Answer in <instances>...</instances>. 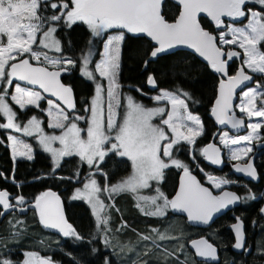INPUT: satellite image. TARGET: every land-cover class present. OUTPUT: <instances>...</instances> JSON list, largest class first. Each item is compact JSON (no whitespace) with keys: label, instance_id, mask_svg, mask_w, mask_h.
<instances>
[{"label":"snow or ice","instance_id":"1","mask_svg":"<svg viewBox=\"0 0 264 264\" xmlns=\"http://www.w3.org/2000/svg\"><path fill=\"white\" fill-rule=\"evenodd\" d=\"M246 2L247 0H179V4L182 6L179 16L174 22L169 23L162 14L163 0H57L56 3L48 4V7L57 10V14L49 17L40 15L42 0H27V2L25 0H19V2L17 0H0V79L6 78L11 83L12 78L15 77L20 81H26L28 84H38L44 92H51L69 108H74V104L71 102L72 89L59 82L57 79L60 75L59 71H49L46 67L33 66L30 59L40 61L43 55L44 62L61 67L65 64L73 65L75 61L67 57L63 60L53 59L46 53L33 51V45L37 41V33L42 29L45 21L64 20L68 25L75 21H83L88 25L93 36H100L105 29L119 27L127 29L130 33H145L152 41L157 42L159 46L151 51L149 54L151 58H156L173 45L181 44L189 45L205 57L210 62L212 69L227 76V81H220L218 97L212 110L213 115L216 116L220 124L227 123L232 128H238L244 121L228 114L232 94L237 86L249 81L251 77L245 74L243 66L237 70L235 75L228 76L226 61L221 59L224 53L221 48L217 47L216 37L201 28L197 14L206 13L218 27L222 24V15L233 18L248 16L249 23L245 27L234 28L229 26L232 39H225L224 33H221L219 41L222 44L238 43L240 48L244 50L243 64L252 72L264 74V52L258 48V45L264 42V12L249 10L246 13L243 8ZM257 2L264 6V0H257ZM44 3H47V0H44ZM55 31V27H49L43 33V38L39 41L43 48H54L56 51H60L59 41L55 40L52 35ZM122 39L123 37L119 35L110 37L104 45V59L96 65V71L99 72V75L109 81L106 120L102 109L98 115L97 105L100 103L99 95L102 90V85L98 84L96 88L97 98L93 99L90 109L92 116L88 121L89 126L86 130L87 139L82 138V130L77 127L76 123H70V126L64 123L52 124L50 127L66 129V131L61 136L41 137V143L44 144L45 150L53 153L54 163L57 155L63 157L75 154L88 165L96 166L105 159L109 152L117 153L131 160L132 175L118 184L101 189L95 179H89L88 183L84 184L83 190H76L77 197L86 199L92 205L97 227H104V230L107 231L106 225L108 224V218L102 217L99 211L105 208V204L99 199V193L101 191L110 193L130 191L135 193L141 188L149 187V181L162 179L163 170L169 167V164L161 159V155L168 157L171 165L182 168L183 176L179 190L172 199H168L159 190H157L155 197L141 198L146 201L150 199L152 206H154V210L145 212V215L164 216L167 210L171 208L186 213L189 221L208 224L214 213H218L242 199H253L250 189L246 197H240L230 192H224L221 196H213L209 188L203 187L190 173L187 166L179 160L172 159V152L181 141L192 144L196 137L202 134L199 117L189 113L185 100L180 98L181 94L187 98L188 93L178 94L164 91L161 95L153 98L156 101L168 100L172 104V112L168 115L167 120H163V124L167 125L176 136L175 139H171L170 143L162 144V141L168 140L169 137L165 135L163 127L154 126L151 123L153 116H158L165 111L163 108H145L129 96L126 97L127 105L123 120L117 119V112L114 111V108L121 107L116 77L120 67L119 44ZM25 54H29V58H25ZM236 55L237 53L232 51L227 53L229 59ZM17 57H19V62H16ZM83 63L84 74L94 79L93 73L87 71V56L84 57ZM147 63L148 61H145V66ZM6 65L9 67L6 68ZM147 83L155 87L156 81L153 75L148 76ZM16 93L18 95L13 96L12 99L21 108L36 104L43 99L40 93L28 91L20 85L16 86ZM258 98H260L259 107H257ZM4 101L5 96L0 94V112L8 117V123L0 125V127L15 128L20 131V126L13 122L15 114ZM49 105H52V101H49ZM239 109L249 118L264 117V92L260 91L259 87H253L243 92ZM63 119L68 121L69 116L64 115ZM73 119H84V117H74ZM174 120L181 122L179 126H185V121H191L193 127H188L189 135L179 132L178 125L173 123ZM30 124L38 127L35 117L30 121ZM248 127L251 129L248 136L240 137L239 140H230L228 134L225 133L221 137V143L228 146L229 144H240L242 141L249 142L259 139L258 130L262 124H249ZM24 131H28L27 126ZM113 132L115 136L111 135ZM9 139L13 141L14 158L27 156V159H32L30 148L27 149V152H18L15 138L9 137ZM51 140H58L63 146L62 149L59 151L52 149L49 146ZM109 144L111 147L107 148ZM25 147L27 148V146ZM230 151L231 159L239 160L241 154L248 156L252 148L231 149ZM203 153L211 163L217 165L221 163L220 149L215 145H208ZM236 170L253 179L258 178V173L251 161L243 166L237 165ZM0 178L7 179L3 173H0ZM206 179L215 188H221L222 184L230 182L211 175H207ZM11 199L12 197L7 190H0V206L4 210L15 207L14 204L10 203ZM15 200L21 205L25 203L23 195L16 196ZM158 201H162V203H158ZM34 207L38 210L40 222L44 227L56 229L64 237L82 239L65 219L59 204V197L55 193L44 192L36 196ZM137 207H140L139 203ZM141 211H143L142 208ZM261 212L264 213V208L261 209ZM3 214L4 212H0V215ZM235 220L236 223L231 225L236 240L233 246L241 249L245 243L244 224L240 217H235ZM19 223L21 222L17 221V224ZM160 238L164 239L165 237L161 236ZM141 239L147 240L149 237L142 236ZM108 243L105 240V244ZM192 244L196 249L197 256L216 258L217 250L207 240L192 241ZM25 257L21 262L0 256V264H54L50 258H37L36 253H25ZM104 264H110V260L106 258Z\"/></svg>","mask_w":264,"mask_h":264},{"label":"trees","instance_id":"2","mask_svg":"<svg viewBox=\"0 0 264 264\" xmlns=\"http://www.w3.org/2000/svg\"><path fill=\"white\" fill-rule=\"evenodd\" d=\"M56 2L57 0H47V3H44V0H42L40 15L49 17L57 14V10L48 7V4ZM177 12V5L168 0L163 2L162 14L168 22L175 18ZM199 24L201 28L213 33V28L206 18H199ZM50 26L55 27V34L60 40L59 53L49 52L42 46H37L40 31ZM40 31L37 33V41L33 46L35 49L40 53H46L48 56L54 55L56 58L61 57L62 59L65 57L71 58L75 61V64L81 65L82 58L91 44L90 33L83 21H75L71 25H68L64 20L57 22L45 21ZM122 33L120 67L116 77L120 89L130 91L144 105H152L153 102L143 93L149 95L158 91H169L178 94L188 93L187 98L182 94L180 98L185 100L187 111L199 117L202 134L195 139L193 144L188 145L187 142H180L174 148L172 154L180 161H184L185 158L188 159L189 155L201 160L200 148L215 131L208 113L215 97L217 75L212 72L209 66L196 59L186 50H176L168 54L159 55L154 61H149L144 66L143 62L152 45L140 33H130L127 30ZM105 34L106 32L96 42L95 53L91 63L100 57L101 43ZM25 57L29 58V54H25ZM228 72H232L231 67H228ZM150 74L154 76L156 85L149 88L147 87V78ZM2 91V88H0V92ZM1 122L2 116L0 113V124ZM115 156L111 154L109 156L110 159L108 158L107 161L99 166L87 169H79L77 166L78 159L70 157L65 159L59 168L53 170L49 156L38 149L34 152V158L31 160L24 157L14 160L7 145L5 132L0 127V173H3V176L7 177V179L24 182L22 185H16L9 183L4 178H0V189L7 190L12 195H23L25 203L33 202L36 196H39L48 188L63 189L60 194L64 200L68 222L82 237V239L63 237L60 243L54 242L52 245L58 246L60 250H54L51 253L52 259L60 260L63 264H104L106 255L111 257L110 254L113 248L111 245L105 244V240L100 239L101 229L96 228L93 224L87 205L78 200H65V195L79 185L78 182L59 178L55 175L75 178L79 174L81 176L87 174L86 177L92 174L98 178L102 186L104 176L101 173L107 174L106 182L110 183L111 179H119L129 171L127 161ZM200 165L205 171L220 178L233 179V176L226 169L217 171L209 168L204 164L203 160H201ZM96 169L100 170L101 173L91 172ZM177 172L173 168L163 170L161 185L163 189L170 188L169 190L166 189L169 194H171L170 192L175 186ZM193 172L200 179V175L196 171ZM34 178L37 179L33 180ZM244 183V188L233 187L241 197H246L249 189L252 195L257 193L258 189L255 188V184ZM130 197V194L127 193H122L116 197V204L119 206L125 224L128 227H121L120 219L115 217L117 228L113 229L112 234H116L121 240L127 237L121 232L126 234L128 232L130 234L128 236H133L132 231L135 230L147 235L153 228L157 230L163 226L165 227V219L140 214L136 209L137 207L132 205ZM119 199H124V201L119 203ZM253 205L254 203L251 199H242L231 214L225 213L218 217L208 228L198 230L201 232L200 236L205 237L215 246L218 255L216 264H264V217L259 216L255 210H252ZM234 215L243 220L246 239L244 248L238 253L231 250L233 238L228 228L233 221ZM171 218L177 219L182 228L187 229L188 227L192 229V227L190 228L185 224L182 217L171 216ZM17 221L21 223L17 224ZM184 233L187 234L186 231ZM57 236V234L53 235V233L41 226L33 210H30L25 215H19L16 212L9 213L4 217L0 215V256H4L6 253L13 261H21L24 251L36 249L37 240H49L51 242L52 239H48V237L60 238ZM182 239L169 240L165 244L168 254L153 250L146 256L145 259L147 260H145V263L209 264L194 260L192 254L186 248L185 240ZM113 254L116 253L113 252ZM41 255L43 256V253ZM70 255L76 259V263L71 261ZM140 256V259L144 257L142 254Z\"/></svg>","mask_w":264,"mask_h":264},{"label":"rangeland","instance_id":"3","mask_svg":"<svg viewBox=\"0 0 264 264\" xmlns=\"http://www.w3.org/2000/svg\"><path fill=\"white\" fill-rule=\"evenodd\" d=\"M17 2H19V0H17ZM25 2H27V0H25ZM248 23H249V17L246 16V18L242 22L229 23L228 20H225V21L223 20L224 28L222 27L221 29H218V30L213 28V35L216 37L218 46H220L221 48H224V47L233 48L236 52H239L240 53V62L242 64L243 68H245L247 71L251 72L254 76H257L256 78H254V81L251 82V84L248 87L243 89L238 94V98H237V101H236L235 107H234V109H235L237 114H239V115H241V116L246 118V130L243 133L237 134V135H232V134L228 133L226 130H221L217 134L216 141L223 148L224 153H225L224 155H225L227 160H232L231 159V151H230L231 149H243V148H246V147H250L249 146L250 145L249 144L250 141L249 142L242 141L240 144H235V145L229 144L228 146H225L223 143H221V137H223L225 133L228 134V139H230V140L231 139L239 140L240 137L249 135V133L251 131V129H249V127H248L249 124L261 123L262 125H264V117H251V118H249L245 114L241 113L240 109H239V105L241 104L242 99H243V92L248 91L249 89H251L253 87H259V90L264 92V87H260V86H264V74H261L259 72H252L251 69L247 68V66L243 64V61L245 59L244 50L242 48H240L238 43L237 44H222L219 41V36H220L221 33H224L225 39H232L233 38L232 34L229 31V26L234 27V28H242V27H245ZM86 26H87V29H88V31L90 33L91 44L89 45V47L87 49V52L84 54V56L82 58V63L80 65V69H81L80 74L83 75V77L87 78V81L91 83V92L88 95L87 104H84L85 106L83 107V113L87 112V114H79V113L78 114H72L71 115L72 117L69 118L68 121H65L63 119V117L66 114H65V112L63 110L60 109L58 104H56L54 101H52V105L50 106L49 105V101L50 100H47V98L44 99V97L42 96V94L38 90H34L32 88L20 85L21 87L26 88L28 91L40 93L41 96L43 97V99L45 100L44 102L48 103L47 106L42 109L39 106V101H41L42 100L41 99L36 104L26 105L24 108H21L20 105L17 104L12 99L13 96L18 95L16 93V86L19 85V84L15 83L13 78H12L11 83H9L8 80L5 78V79H0V84L2 82H4V81L5 82L7 81L8 85H9V91L8 92H3L2 91V92H0V94H3L5 96V101L4 102L6 104H8V106L11 108L12 112L15 115L19 114V113H18V110H16V108L14 106H17L18 108H20L21 112H24L23 110H25V109L29 108V106H31L33 108L41 109V112L43 114H45L47 117L45 119L43 116H40V115L35 114V113L33 114L32 113L33 111L24 112V113L16 116L17 120H15V115H14V118H13V122L16 125L20 126V131H17V130L16 131H12L9 128H4V127H1V128L4 130L5 135L7 137V145L9 147L10 151H11V156H12L13 159H18V158H22V157L27 158V156H16L15 158L13 157V141L10 140L9 137H13L17 141L16 150L18 152H27V149L30 148L31 149L30 155L32 156V159L34 158V152L37 149L41 150L44 153H46L49 156V158H50V161H51V164H52L51 166H52L53 170L59 168L61 166V164L63 163V161L65 159H67V158H70V157H76L78 159V165L77 166H78L79 169H81V168H86L87 169V168H92V167L99 166L101 163L107 161L108 158L110 159L109 156L111 154H114V156L116 155L115 157H117V158H123V159H125L127 161L128 165H129V171L127 172V174H125L121 178L115 179V180L111 179L110 183H107L106 182L107 174L106 173H101L100 170L96 169V170L91 171V172L101 173L104 176L103 177L104 178V183H103L102 186L100 185L101 183L99 182L98 178L91 174L90 176L85 177L81 182H79L78 183L79 185H77L76 187L73 188V190L71 191L70 195L66 196V197L70 196L66 200H69V201L78 200V201L84 202L87 205V208L89 210L90 216H91L92 221H93V224L95 225L96 228H98L97 227L96 216L93 213L92 205L86 199L77 197L76 190L77 189L83 190L84 184L88 183L89 179H95L96 182H97V185L101 189H104L106 186L110 187L111 185L118 184L122 180H124V179H126V178H128L129 176L132 175L133 167H132L131 160L128 157H122V156H120L117 153L109 152L106 155L105 159L102 162H99L96 166L88 165L86 162L82 161L78 155H75V154L69 155V156H63V157H60L59 155H57L55 157L56 162L54 163L53 153L50 152V151L45 150L44 144L41 143V137H52V136H61V135H63V132L66 131V129L62 130L60 128L50 127V125L56 124V123H64V124L69 125V126H70V123H76L77 127L79 129H81L82 132H83V133L81 132L82 138L83 139H87L86 130H87L88 126H89L88 121L91 119V116H92V113H91L90 109H91V106H92L93 99L97 98L96 88H97L98 84L102 85V90H101L100 95H99L100 103H98V105H97L98 115L100 114V111L102 109L104 117H105V120L107 118V114H108L107 89H108L109 81L106 78H103V77H101L99 75V72L96 71V65L98 63H100L104 59V53H105L104 45H105L106 41L110 37H115V36H118V35L122 36V34H123L122 32L127 30V29H123V28H119V27H113V28H110V29H105L101 33L100 36H93L92 32H91V30H90V28L88 27L87 24H86ZM50 27H54V26H50ZM48 28L49 27H47L46 29H43L42 31H40L39 41H40V39L43 38V33L45 31H47ZM104 32H106V34H105V36H104V38L102 40V43H101L100 57L98 59L92 61V63H91V60H92L93 55L95 53L96 42H97L98 38L101 37ZM52 35L55 38V40L59 41V46H60V40L56 36L55 32ZM39 41H38L37 46L40 45ZM6 42H7V40H6V37H5V43ZM119 47H120V44H119ZM258 48L262 52H264V50L260 47V45H258ZM45 50H47L49 52H53V53H59V51H56L54 48L53 49L45 48ZM33 51L39 52L34 47H33ZM85 56L88 57L87 71L93 73V76L95 77L94 79L89 78L87 75L84 74V63H83V60H84ZM49 57H51L53 59H61V60H63L61 57L60 58L59 57L56 58L54 55H51ZM25 58H27V57H25ZM17 59H19V57H17ZM34 61L38 62V64H42V65H45V66H50V67L59 66V65L53 66L52 64H48V63L44 62L43 61V55L41 56V60L40 61H37V60H34ZM90 63H91V65H90ZM8 67H9V65H6V68H8ZM10 90H11V92H10ZM163 92L164 91H158V92H156L154 94H150V95L143 93V95L148 96L149 100L151 102H153L152 105H149V104L148 105H144L141 102H139L131 94L130 91H123V90L120 89V86H119L121 107L114 108V111L117 112V119L120 120V121L123 120V117H124V114H125V111H126V105H127L126 97H129V96H131L137 103L142 104L145 108H163L165 111L163 113H161L160 115H158V116H153L152 119H151V123L154 126L163 127V129L165 130V135L167 137H169L168 140L162 141V144L170 143L171 139H175L176 136H175V134L171 131V129L167 125L163 124V120H167L168 119V115L172 112V104L168 100L156 101L155 99H153L154 97H157V96L161 95ZM257 107H259V105H257ZM0 113H1V116H2L1 125H4V124H6V122H8V117L3 112H0ZM194 116H196V115H194ZM33 117H35V120H36V122L38 124V127L36 125L30 124V121H32ZM74 117H84V119H73ZM173 123L178 125V131L182 132L184 135H189L187 129H188V127H193L191 121H185L184 122L185 126H179L180 123H181L180 121L174 120ZM26 126L28 128L27 132L24 131V128ZM111 135L115 136V133L113 132ZM113 142H115V141L113 140ZM181 142H184V141H181ZM25 146H27V148ZM49 146L52 149H55L57 151L61 150L62 147H63L58 140L49 141ZM110 147H111L110 144L107 145V148H110ZM172 158H173V154H172ZM244 158H245V156H243L241 154V159H239V160H243ZM161 159L164 160V161H167L168 157H165V156L161 155ZM184 165L187 166V164H185V163H184ZM165 169H168V168H165ZM176 170H182V168L176 167ZM201 176H202V178H201L202 181H204L205 183L209 184L213 190H220L221 188H223V186L227 185V183L226 184H222L221 188L212 187V185L206 179V175L202 173ZM58 177H62V176L59 175ZM78 179H79V176L76 175L75 178H74V180H75L74 182H77ZM218 179H220V178H218ZM160 181H161V179L158 180V181L157 180L149 181V184H150L149 187L141 188L135 193L130 192V191L117 192V193H110V192H106V191H101L99 193V199L105 204V208L99 210L100 213H101V216L107 218L109 213H112L114 215V217L117 216L120 219L122 225H123V223H125L124 217H123V215H122V213L120 211V208L116 204V197H118L122 193L130 194V196H131L130 198L132 200L131 203H132L133 206L137 207V205L139 203L140 207H137L136 209L138 210V212L140 214L143 215L145 212L153 211L154 210V206H152L150 199H148L146 201V200L141 199V198L142 197L143 198L155 197L157 195V190H159V192H162L168 198V196H169V194H167L168 191L165 192V190L162 187H160ZM166 189L169 190L170 188H166ZM118 201H119V203H120V201L122 203L124 201V199H119ZM13 202L16 203L17 205L22 206L15 199H13ZM158 203H162V201H158ZM141 208L143 209V211H141ZM149 216H151V215H149ZM156 217H158V216H156ZM163 219H165L166 223L168 224L167 227L163 226L160 229H157V230L155 229V231H153V229H154L153 228L151 231L148 232L147 235L141 234V233H139L137 231H134L133 232V234H134L133 236H127V237H124L121 240L119 239V236H117L116 234H112V235L106 234V236H105L104 233H103V232H105L104 228L103 227H99V229H101L100 232H102L101 235H100V239L107 240L109 242L108 245L112 246L113 252L116 253V255L115 254L112 255V257L116 258L114 260L117 261L118 264H119L120 260H121V264H146L145 260H147V259H145V258H146V256L148 254H150L153 250H159V251H161L164 254H168L169 252L165 249V244L169 240L178 239L179 236H180L179 233L171 232V226L174 225V224H178L179 221H177V219L171 218V215H169L168 213H167V215L165 214L163 216ZM108 220H109V218H108ZM115 227L117 228V226L113 224V225H111V228H109V229L107 228V230L113 231V229H115ZM167 228L169 229V231H167ZM142 236H147V237H149V239H147V240L141 239ZM161 236H164L165 238L161 239L160 238ZM57 237H60V238L48 237V239H52L51 242H49V240L48 241L47 240H37V244L35 245L36 249L24 251L23 254H22L23 258H22L21 262L26 258L25 257V253H36L37 258H38V257L42 256L41 255L42 252L46 253L47 256L49 257V256H51L52 250L59 251L60 250L59 247L58 246H54L52 244L54 242L60 243L61 239L64 236L61 234V235H59ZM113 252H112V254H113ZM140 254H142L144 256L142 259H140V257H141ZM70 258H72L73 260H75V262H77L76 259L73 256H71ZM78 264H80V263H78Z\"/></svg>","mask_w":264,"mask_h":264},{"label":"flooded vegetation","instance_id":"4","mask_svg":"<svg viewBox=\"0 0 264 264\" xmlns=\"http://www.w3.org/2000/svg\"><path fill=\"white\" fill-rule=\"evenodd\" d=\"M243 8H244V10H245V12L247 13L249 10H252V11H256V12H264V6H261L258 2H257V0H247V2H246V4L243 6ZM246 18V16L245 17H238V18H233V17H230V19H226V20H228V22L229 23H234V22H242L244 19ZM207 21H209L208 19H206ZM210 22V21H209ZM210 24H211V26H212V28H214V25L210 22ZM223 28H224V26H223ZM260 47L264 50V42H261L260 44ZM220 47V46H219ZM224 50H228V51H232V52H236L233 48H228V47H224L223 48ZM237 53V55L236 56H234V57H232L231 59H230V61H229V64H228V67H231V69H232V72L235 70V68H236V66L238 65V63H241L240 62V53L239 52H236ZM19 60V59H18ZM30 62L31 63H35V64H38V62H35L33 59H30ZM91 65V64H90ZM46 67H48V68H50V69H52V70H55V69H67V72L65 73V74H62L61 75V81L64 83V84H66V85H69L71 88H72V90H73V93H74V99H75V106H74V108H67L66 106H64L63 104H61V103H59V102H56V101H54V100H52V99H48L47 98V100H50V101H54L56 104H58V106L60 107V109L61 110H63L64 112H65V114L66 115H68L69 116V118H71L72 116V114H87V112L86 113H83V107L85 106L84 104H87V99H88V95L90 94V92H91V83L90 82H88L87 81V78H85V77H83V75H81L80 74V71H81V69H80V65H77V64H73V65H63V67H61L60 65L59 66H56V67H50V66H46ZM245 69V68H244ZM246 70V69H245ZM232 72H230V73H232ZM249 72V71H248ZM251 73V72H250ZM252 74V73H251ZM257 76H254L253 75V78H256ZM13 80H14V82L16 83V81H15V77H13ZM18 84V83H17ZM87 84H88V86H87ZM4 87V88H3ZM0 88H2V90H3V92H8L9 91V85H8V82L6 81H4V82H2L1 84H0ZM5 90V91H4ZM35 90V89H34ZM10 92H11V90H10ZM41 93V92H40ZM240 93V92H239ZM238 93V94H239ZM42 94V93H41ZM43 96V95H42ZM44 97V96H43ZM46 97H44V99H45ZM44 99H42L41 101H39V106L43 109L44 107H46L47 106V104L48 103H46V102H44L45 100ZM15 108H16V110H18V113L19 114H16L15 115V120H17V118H16V116H18V115H20V114H22V113H24V112H31V111H33L32 113L34 114H38V115H40V116H43L45 119H46V115L45 114H43L42 112H41V109H37V108H33V107H31V106H29V108H27V109H25V110H23L24 112H21V110H20V108H18L17 106H14ZM234 111H235V109H234ZM236 112V111H235ZM8 122H6V124H7ZM1 125V124H0ZM214 127V126H213ZM2 129V128H1ZM214 129H215V127H214ZM3 130V129H2ZM7 130V129H6ZM5 130V131H6ZM10 130H12V131H16V129L15 128H11ZM4 131V130H3ZM258 132H259V139H254V140H251L250 142H249V146L252 148V151L248 154V156H245V158L243 159V160H227L226 159V157H225V153H224V150H223V148L221 147V149L223 150V154L221 155V158H222V165H221V167L219 168V169H216V168H213V167H210V166H208V165H206L205 163V165L206 166H208L209 168H212V169H215V170H217V171H220V170H227V172H229L230 173V175L231 176H233V179H229L228 181H230L229 183H227V185L226 186H223V188L224 187H231V188H233V187H237L238 189H241V188H244L245 187V183L244 182H248V183H251V184H255V188H257L258 189V191H257V193L256 194H254V195H252L254 198L253 199H251V201L254 203V205H253V207H252V210L254 211H256L258 214H259V216H263L264 217V213H262L261 212V209L262 208H264V125H262V127L258 130ZM83 133V132H82ZM219 133V132H218ZM218 133H216L215 134V131L213 132V134L209 137V139L215 134V140H216V137H217V134ZM208 139V140H209ZM188 145H190L189 143H188ZM202 147V146H201ZM200 151H201V148H200ZM11 152V151H10ZM254 153V157H253V166L255 167V169H256V171H257V173H258V176H259V180L257 181V182H252V181H244V180H242V179H240V178H237V177H235L232 173H231V171H230V168H229V163H232L233 161H239V162H246L247 161V159L252 155ZM19 159V158H18ZM172 159H176V160H179V159H177V158H174V156H173V158ZM14 160H16V159H14ZM201 160H203V157H202V159ZM201 160L200 159H195L192 155H189V157H188V159H184V161L182 160L181 162L184 164H187V167L193 172V171H196L199 175H200V181L202 182V183H204V184H206L207 186H209V188L213 191V192H217L218 190H213L212 188H211V186L209 185V184H207V183H205L204 181H202V176H201V174L203 173V174H205L206 176L207 175H211V176H214L215 178H220L219 176H216V175H214V174H212V173H209L208 171H205L204 169H203V167L200 165L201 164ZM166 163H168L169 164V167H167V168H173V169H175L176 170V167L174 166V165H171V161L168 159L167 161H165ZM204 162V161H203ZM84 169V168H83ZM183 170V169H182ZM176 171H180V170H176ZM178 172H177V174H178ZM206 172V173H205ZM81 173V172H80ZM194 173V172H193ZM201 173V174H200ZM56 177H58L59 175L57 174V175H55ZM61 176V175H60ZM87 176V174L84 176V175H80L79 174V179H78V183L79 182H81L85 177ZM59 178H65V179H68V180H71V181H75L74 180V177H65V176H62V177H59ZM37 178H34L33 180H36ZM177 179V178H176ZM6 181H8L9 183H14V184H16V185H22L24 182L23 181H16V180H14V179H5ZM161 182H162V179H161V181H160V187H162V185H161ZM175 187H176V182H175V186H174V188H173V190L170 192L171 194H169V193H167V194H169V196H168V199H169V197L172 195V193H173V191H174V189H175ZM48 189H53V188H48ZM48 189H46V190H48ZM234 189V188H233ZM1 190V189H0ZM45 190V191H46ZM53 190H56V189H53ZM165 190V192H167L166 191V189H164ZM56 191H58L59 192V195L61 196V194H60V192L61 191H63V189H60V190H56ZM71 193V192H70ZM70 193L69 194H67V195H70ZM10 194V193H9ZM11 195V197H12V199H11V202L12 203H14L13 202V199H15L14 197H16V196H19V195H16V194H14V195H12V194H10ZM67 195H65V198L66 199H68V197H70V196H68V197H66ZM239 196L241 197V195L239 194ZM62 198V197H61ZM65 199V200H66ZM66 201H69V200H66ZM63 202H64V200H63ZM16 204V203H15ZM25 204H27V203H24V205ZM240 204V203H239ZM23 206V205H22ZM64 207H65V205H64ZM237 207V206H236ZM235 208V207H234ZM30 211V210H29ZM28 211V212H29ZM34 211V210H33ZM233 211V210H232ZM232 211H229V212H227V213H232ZM0 212H1V210H0ZM27 212V213H28ZM12 213V212H11ZM26 213V214H27ZM36 213V212H35ZM65 213H66V211H65ZM167 213L169 214V215H171L170 213H169V211L167 210V212H166V215H167ZM25 215V214H24ZM171 216H175V215H171ZM117 217V216H116ZM158 217H161V218H163V216H158ZM179 217H181V216H179ZM107 218H109V220H108V224L106 225V228H111V225H116L117 224V222H116V219H115V217H114V215L112 214V213H109V215H108V217ZM183 218V217H182ZM184 219V218H183ZM68 220V219H67ZM184 222H185V219H184ZM69 223V222H68ZM253 223V222H252ZM185 224L187 225V223L185 222ZM166 227H167V223H165L164 224ZM187 226H189V225H187ZM210 226V225H209ZM209 226H207V227H204V228H196V227H192V226H189L190 228L192 227V229H189L188 227H187V229H185V228H182V225L181 224H174V225H172L171 226V232H173V233H179L180 234V236H179V238H183L182 240H185V245H186V248L188 249V246H187V244H188V241L189 240H191V239H194V238H198V237H203V236H200L201 235V232L200 231H198V230H203V229H205V228H208ZM121 227H128L125 223H123V225H122V223H121ZM104 228V227H103ZM103 231V230H102ZM135 230H133L132 232H134ZM167 231H169V229L167 228ZM187 232V234L186 233H184V232ZM112 232L113 231H111V230H107V231H105V232H103L104 234H105V236H106V234H112ZM203 232V231H202ZM121 234H124L125 236H128V235H130L128 232H127V234L125 233V232H121ZM53 235H55V234H53ZM58 236L59 235H61V234H57ZM203 238H205V237H203ZM206 239V238H205ZM207 240V239H206ZM208 241V240H207ZM245 241H246V239H245ZM213 245V244H212ZM189 250V249H188ZM54 250H52V252H53ZM190 251V250H189ZM241 251V250H240ZM239 251V252H240ZM51 252V253H52ZM113 252V251H112ZM43 253V252H42ZM190 253L192 254V256H193V258H194V255H193V253L190 251ZM238 253V252H237ZM112 255H114V254H110V256L111 257H108V255H106V258L107 259H110V264H118V262L117 261H115L114 259H116V258H114V257H112ZM116 255V254H115ZM52 256V255H51ZM51 256H47V254L46 253H43V256L42 257H46V258H50L52 261H54L56 264H63L60 260H54V259H52V257ZM4 257H6V258H8V259H10V257L5 253L4 254ZM41 257V256H40ZM71 257V256H70ZM39 258V257H38ZM68 260H70V259H68ZM195 260V259H194ZM71 261L73 262V263H76L75 262V260H72V258H71ZM201 262V261H200ZM119 264H121V260L119 261ZM183 264H185V263H183Z\"/></svg>","mask_w":264,"mask_h":264},{"label":"water","instance_id":"5","mask_svg":"<svg viewBox=\"0 0 264 264\" xmlns=\"http://www.w3.org/2000/svg\"><path fill=\"white\" fill-rule=\"evenodd\" d=\"M165 1H166V0H163V2H165ZM168 1L174 3L175 5L178 6V12H177V15L175 16V18H174L172 21H169V23H172V22H174V21L178 18V16H179V12H180L182 6L179 4V0H168ZM162 4H163V3H162ZM201 17L208 19V20L214 25V29H216V30L221 29V28L223 27V20L225 21L226 19H230V17H228V16H223V15H222V16H221L222 24L218 27V26L216 25V23H215L214 21H212L211 18L208 17V15H207L206 13H198V14H197V20H198V23H199V18H201ZM202 29H203V28H202ZM203 30L207 31L206 29H203ZM207 32H209V31H207ZM209 33L213 35V33H211V32H209ZM140 34L143 35V36H144V37L150 42V44L152 45L151 48H150V50H149V52H148V54H147V56H146V58H145V60H144V62H143V65H144V66H145V61H148V62H149V61H154L159 55L168 54V53L174 52V51H176V50H186V51H188L189 53H191L196 59H198L199 61H201V62L204 63L205 65L209 66L210 69L212 70V72H213L215 75H217V77H218V81H217V83H216L215 97H214V99H213V101H212V104H211V107H210V109H209V113H208V116H209V118L211 119L213 126L215 127V134L218 133V132H220L221 130H226L228 133H230V134H232V135H237V134H241V133H243V132L246 130V118L243 117V116H241V115H239V114H237V113L234 111V107H235V103H236L237 98H238V93L241 92V91H242L243 89H245L246 87H248V86L251 84V82L254 81L253 74H251L250 72H248L247 70L244 69L245 74H246V75H249V76L251 77V79H250L249 81H246V82H244L243 84L237 86V88L233 91L232 99H231V107L229 108V112H228V114H229L230 116H234L236 119H242V120L244 121V123H243L240 127H238V128H232L231 125H230V124H227V123H226V124H220V123L217 121L216 116L213 115L212 110H213V108H214V106H215V102H216V99H217V97H218L220 81H221V80H225V81H227V76H225V75H223V74H221V73H218V72H216L214 69H212V67H211V65H210V62H209L205 57L201 56L198 52H196L195 49L191 48V47H190L189 45H187V44L173 45L171 48H167L164 52H162L161 54H159L156 58H151L149 54L151 53V51L154 50L155 47H158L159 45L157 44V42L152 41L151 38L148 37L145 33H140ZM213 36H214V35H213ZM214 37H215V36H214ZM216 44H217V40H216ZM217 47H219L218 44H217ZM219 48H221V47H219ZM221 50H222V52L224 53V54L221 56V59H223V60L226 61V68H227L228 76L235 75L236 72H237V70L240 69V68L242 67V64H241V63H238V65L236 66L235 70H234L232 73H229V72H228V64H229L230 59H229V57L227 56V53H228L229 51H228V50H224L223 48H221ZM16 62H19V60H17ZM30 63H31V62H30ZM31 64H32L33 66L46 67L45 65H42V64H35V63H31ZM46 68H47L49 71H59L60 75L57 77V79L59 80V82H60L61 84H63L64 86H66V87H70L69 85H66V84H64V83L61 81V75H62V74H65V73L67 72V70H64V69H55V70H52V69H50V68H48V67H46ZM147 79H148V78H147ZM15 81H16V83H18V84L21 85V86H26V87H29V88H32V89L38 90L39 92L42 93V95H43L44 97H46V98H48V99H52V100H54V101H56V102H59V103L63 104L64 106H66L67 108H69V107H68V106H67L62 100H59L58 97H57V96H54L51 92H44L43 89H41L40 86H39L38 84H37V85L28 84L26 81H20V80L17 79V78H15ZM147 87L150 88V87H152V86L149 85V84L147 83ZM70 88H71V87H70ZM71 89H72V88H71ZM259 101H260V98L257 99V105L260 106V102H259ZM71 102H72V103L74 104V106H75V99H74V93H73V90H72V94H71ZM215 134H214V135H213V136H212L207 142H205V143L202 145V147H201V151H200V152H201V155H202V157H203V161H204V163H205L206 165H208V166H210V167H213V168H216V169H219V168L221 167V165H222V158H221V155L223 154V150L221 149L220 145H219V144L217 143V141L215 140ZM210 144L215 145V147H217V148L220 149V159H221V163L218 164V165H217V164H213V163H211V161H209V160L206 158V156L204 155V153H203V150L206 149V148L208 147V145H210ZM253 157H254V153H253V154L247 159L246 162L233 161L232 163H229V168H230L231 173H232L235 177L240 178V179H242V180H244V181L257 182V181L259 180V176H258V178L253 179V178L249 177L248 175H246L245 173H243V172H239V171L236 170V166H237V165H239V166H243V165H244L245 163H247L248 161H251V163L253 164ZM189 170H190V169H189ZM190 173H191L193 176L196 177V179L201 183V185H202L203 187H207V188H209V186H207L206 184L202 183V182L199 180V178L197 177V175H196L195 173H193L191 170H190ZM182 176H183V170H180V171L178 172V174H177L176 187H175V189H174L172 195L169 197V199H172L173 197H175L176 192L179 190L180 182H181V177H182ZM209 190L212 192L213 196H221V195H223L224 192L235 193L236 195L239 196V194L236 192V190L233 189V188H231V187H224V188H221V189L218 190L216 193L213 192L210 188H209ZM44 192H53V193L56 194L57 197H59V204H60V207H61V209H62V212H63V215H64L65 219L67 220V216H66V213H65L64 202H63V199L61 198V196L59 195V192L56 191V190H53V189H48V190H46V191H44ZM44 192H43V193H44ZM10 203H12L11 200H10ZM34 203H35V200H34L33 202L27 203V204H25V205H23V206H20V205H17V204H15V203H12V204L15 205V207L12 208V209H8V210H4V209L2 208V206H0V210H1V212H4V214L1 215V216L4 217V216H6L7 214H9V213H11V212H16V213L19 214V215H24V214H26L29 210H34V211L36 212V215H37L38 219H39L38 210L35 209V207H34ZM239 203H240V201H238V202H236V203H234V204H232V205H229L226 209H223V210H221V211L218 212V213H214V214H213V217L211 218V220H210V222H209L208 224H203V223H200V222L189 221V220L187 219V214H186V213H181V212H179L178 210H173V209L169 208L168 211H169V213H170L171 215H175V216H181V217H183V218L185 219V222H186L187 225H189V226L196 227V228H204V227H207V226L211 225V224H212V223H213L218 217H220L221 215H223V214H225V213H227V212H229V211H232V210L234 209V207H236V206L239 205ZM235 217H236V216L234 215V216H233V221L229 224L228 228H229V230H230V232H231V234H232V238H233V241H232V244H231V250H232L233 252L237 253V252H239L240 250H242L244 247L241 248V249H237V248H235V247L233 246V245L236 243V240H235V235H234V232H233V230H232V228H231V225H233V224L236 223ZM39 222H40V219H39ZM67 222H68V220H67ZM40 224H41V222H40ZM41 226H42L45 230H47V231H49V232H51V233H53V234H62V233H60V232H59L58 230H56V229L46 228V227H44L42 224H41ZM201 239H205V238H203V237H198V238H194V239L189 240V241H188V244H187L188 249L193 253V255H194V259H195L196 261H201V262H205V263H209V264H216V263L218 262V255L216 256L215 259L205 258V257H199V256L196 255V249L194 248V246H193V244H192V241H198V240H201ZM205 240H206V239H205ZM208 243H210V242L208 241ZM210 244H211V243H210ZM244 245H245V243H244ZM213 246H214V245H213ZM214 247H215V246H214ZM39 258H46V257H42V256H41V257H39ZM53 262H54V261H53ZM54 264H56V263L54 262Z\"/></svg>","mask_w":264,"mask_h":264}]
</instances>
